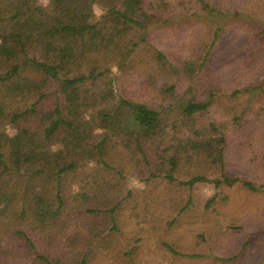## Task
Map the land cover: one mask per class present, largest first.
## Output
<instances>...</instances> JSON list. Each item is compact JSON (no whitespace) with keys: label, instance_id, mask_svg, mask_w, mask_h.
Masks as SVG:
<instances>
[{"label":"rangeland","instance_id":"374dc122","mask_svg":"<svg viewBox=\"0 0 264 264\" xmlns=\"http://www.w3.org/2000/svg\"><path fill=\"white\" fill-rule=\"evenodd\" d=\"M50 3L15 0L23 7ZM143 5L154 19L117 75L125 96L165 111L168 134L154 142L147 160L125 147L124 133L111 134L105 159L115 170L93 164L92 156L77 162L62 174V206L46 222L31 215L29 207L18 215L21 202L13 195L26 188L25 176L3 175L0 264H44L35 262L16 231L57 264H79L84 256L86 264H264V0H144ZM131 34L126 44L136 31ZM79 78L85 81L81 90L91 94L86 76ZM108 88L97 84L94 93ZM208 100L206 111L191 119L194 125L182 126L179 104ZM53 101L43 104L53 108ZM84 119L91 121L92 110ZM210 122L221 124L226 135L225 174L257 190L241 182L216 188L199 181L189 187L185 182L193 176L211 180L220 177V169L188 148L173 165L165 161L177 154L180 130L189 134ZM84 125L81 135L89 132L91 145L103 132L92 128V121ZM54 134L59 141L51 137L49 150L70 151L71 132L61 128ZM55 185L36 179L28 186L54 209ZM9 201L14 210L7 208ZM93 208L99 210L89 212Z\"/></svg>","mask_w":264,"mask_h":264},{"label":"trees","instance_id":"16d2710c","mask_svg":"<svg viewBox=\"0 0 264 264\" xmlns=\"http://www.w3.org/2000/svg\"><path fill=\"white\" fill-rule=\"evenodd\" d=\"M143 3L144 0H51L46 6L23 7L15 4V0H0V178L13 172L25 176L21 183L26 188L18 189L13 195L21 202L18 215H24L29 207L38 221H48L47 216L54 219L62 206V174L91 156L92 162L95 160L93 164L113 170L105 159L113 142L111 134L118 137L124 133L125 147H132L135 154L139 152L145 158L155 152L154 142L160 143L158 139L168 134L165 111L125 96L117 75V70L145 39L148 23L154 19L146 13ZM133 30L136 36L126 44ZM84 69L86 73L78 75ZM82 75L92 85L91 94L81 90L85 82L79 78ZM97 84L109 88L101 94L94 93ZM47 99L54 100L53 108L45 107L43 100ZM209 104V100L181 102L178 117L182 119V126L206 111ZM91 110L92 128L103 133L96 141L92 139L90 145V133H81L84 123L91 122L84 119L85 113ZM220 126L210 122L189 134L180 130L176 145L170 144L164 149L168 152L174 146L177 154L165 157V161L173 165L180 151L188 148L186 152L192 151L210 166L217 165L220 169V177L211 180L203 175L193 176L185 182L189 187L199 181L212 182L216 188L241 182L257 190L250 182L225 174L227 139ZM61 128L71 132L66 145L70 151L52 152L49 139L55 138L57 143L59 137L54 133ZM173 170L170 166L169 172ZM154 174L151 172L149 177ZM36 179L56 183L54 209L48 199L29 190L28 185ZM6 206L14 210V201L7 202ZM98 210L93 208L89 212ZM15 234L25 238L35 262L57 264L39 253L25 233L16 231ZM79 264H86L85 256Z\"/></svg>","mask_w":264,"mask_h":264}]
</instances>
